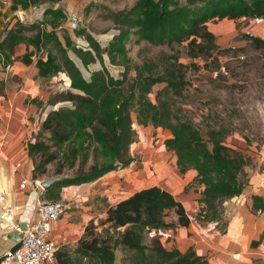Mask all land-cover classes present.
I'll use <instances>...</instances> for the list:
<instances>
[{
    "label": "trees",
    "instance_id": "obj_1",
    "mask_svg": "<svg viewBox=\"0 0 264 264\" xmlns=\"http://www.w3.org/2000/svg\"><path fill=\"white\" fill-rule=\"evenodd\" d=\"M42 2L12 0L8 10L28 9ZM255 16H264V0H136L130 8L107 9L106 17L114 21L118 32L106 45L85 24L74 29L75 35L84 37V41H75L66 32L64 44L55 28L66 18L61 8L47 6L41 20L26 23L19 19L11 27L0 9L3 61L6 64L14 60L26 64L35 61L41 78L65 73L68 80L69 88L49 99L52 108L27 142L34 164L33 178L61 176L43 189L41 196L61 199L64 186L93 181L108 171L130 165L134 160L130 146L136 140L133 116L136 113L139 123L172 131L165 143L175 151L180 172L197 170L195 181L204 185L200 197L204 204L197 218L206 221L221 216L224 202L242 194L249 183L245 171L249 157L225 142L222 129L210 128L207 139L191 118L178 114L175 99L184 94L189 79L188 65L177 52L162 55L161 70H157L159 63L155 61L148 62V66L144 63L146 69L135 65L137 74L133 76L129 73L131 58L127 45L131 33H135L136 41L149 39L161 44L186 41L190 57L210 56L218 44L208 21ZM46 23L52 28L46 27ZM246 36L255 46L264 47V37L248 33ZM20 44L26 48L23 53L16 52ZM43 48L48 50L46 57L39 54ZM70 50L86 68L97 61L100 66L88 68L90 76H85ZM109 63L123 65V70L115 75ZM162 82L165 85L157 91L155 102L148 93ZM4 84V79H0V92L4 91ZM51 162L55 167L52 173ZM254 199L257 206H264V196L255 195ZM172 210L177 220L168 221L166 216ZM190 222L185 205L170 190L157 184L143 187L109 206L105 218L99 222L103 225L101 231L94 218L90 220L77 240L78 258L68 246L59 247L57 263L79 264L84 257L92 264H115L120 249L121 264H208L209 257L193 246L186 251L166 247L158 232L151 243L143 240L145 230L188 226ZM263 239L264 230L259 238L253 239L252 245ZM17 246L18 243L13 247ZM1 260L2 257L0 263Z\"/></svg>",
    "mask_w": 264,
    "mask_h": 264
},
{
    "label": "crops",
    "instance_id": "obj_2",
    "mask_svg": "<svg viewBox=\"0 0 264 264\" xmlns=\"http://www.w3.org/2000/svg\"><path fill=\"white\" fill-rule=\"evenodd\" d=\"M2 1L4 4H0V9L6 21L7 11H15L8 10L12 0ZM92 1L96 0H44L38 5H32L28 9H19L17 12L20 15V10H26L31 16L36 13V17H38L36 21H38L44 17V9L47 6L61 8L65 12L66 18L55 28L65 44L64 35L66 32L70 33L75 41H84L75 35V28H72L71 22L73 20L78 23L81 21L83 25ZM222 19L225 20V27L221 24V27L217 25L212 28L211 21L207 22L209 28L217 36L220 31L231 30L230 33H232L234 30L235 18L224 17ZM243 19L247 21V30H251L254 19L250 17L241 20ZM46 24V27L52 28L49 23ZM12 25L13 22L9 23L8 27ZM88 29L91 31L90 28ZM223 38H228V35L225 34ZM22 45L16 47L17 53H20L19 49ZM34 65V62L26 64L20 60H14L11 71L15 75L14 79L6 77L4 91L0 92V191H4L16 203V215L14 216L16 221H26L37 216L35 195L31 187L22 188L20 182L24 176L33 178L34 164L28 153L27 142L36 131V123L42 121L50 110L51 105L47 101L53 92L29 96L32 93L28 90L29 87L32 86L40 92L38 85L42 81L39 76L37 77L38 69ZM30 66L34 73L27 72ZM15 78L21 79L18 85L23 83L22 86L13 87ZM45 96L47 97L45 98ZM43 103L46 106L44 111L40 107V104ZM165 139L164 145L155 149L158 154L156 162L151 159L155 153H145L143 162L146 168L144 170L137 169L134 167V162H131L128 167L108 171L93 181L64 186L60 191V198L70 202L71 209H68L66 214L53 222L51 239L56 246L59 248L66 245L71 251V247L83 235L91 219L104 215L110 205L131 195L135 190L157 184L170 190L181 200L191 218L188 226H176L158 231L166 247H178L182 251H186L190 246H193L198 253L209 257L208 264H253L254 258L264 256V239L260 244L252 245L253 239L259 238L264 230V206H257L254 199L255 195L264 196V166L261 168L262 170L254 167L252 171L249 163L245 166L249 183L242 194L226 200L229 204V208H227L229 221L226 231L222 233L218 228L210 229V220H206V226L197 225L199 223L194 221L196 209L200 210L204 203L200 200L201 195L197 202L195 197H184L186 193L184 194L183 191L190 180L195 177L197 170L191 168L186 173L180 172L177 155L174 150L167 148ZM164 151L166 152L164 153ZM151 163L158 165H155L156 168L153 165L152 171L149 170ZM154 171L157 172V175ZM41 193H43V189ZM42 198L46 199L45 196ZM79 199L83 204L80 207L74 206L73 200ZM251 207L257 211H252ZM232 209L235 212L231 215L230 210ZM174 219H176L175 216ZM12 231L13 229L0 218V257L17 244V241L9 236Z\"/></svg>",
    "mask_w": 264,
    "mask_h": 264
},
{
    "label": "rangeland",
    "instance_id": "obj_3",
    "mask_svg": "<svg viewBox=\"0 0 264 264\" xmlns=\"http://www.w3.org/2000/svg\"><path fill=\"white\" fill-rule=\"evenodd\" d=\"M135 2L136 0L92 1L89 10L86 13L87 16L85 17L84 24L91 29L103 45H106L111 36L118 32V28L114 21L111 18L106 17L107 9L120 10L123 8H130ZM2 3L3 1H0V4ZM242 18L235 21L232 33H230L231 30L225 32L220 31V39H218L219 36L216 35L215 41L218 44V47L212 51L210 56L190 57L186 41L183 43L174 42L173 44L155 43L149 39L136 41L135 39L138 36L135 33H131V40L128 42L127 47L128 55L131 58V69L129 70V73L133 76L137 74L135 65H142V67L146 69L145 66H148V62L155 61L159 63L157 70H161L163 67V64L160 62L162 60V55L164 53L177 52L180 55L181 60L188 65L187 75L189 79L184 94L175 99L178 114L182 118L184 116L191 118L207 139H209L210 128L216 127L222 129L225 134V142L247 154L249 157L248 165L251 166L250 168L252 171L254 167L261 169L264 166V47L255 46L250 40H248V37L246 36L248 33L246 31L247 21L244 19L241 20ZM5 19H7L6 21L8 23L13 22V24L19 19L22 20L17 11H7ZM210 21L212 28L217 25H220L221 27V24L224 27L226 25L225 20L223 19ZM251 30L254 32V35L264 37L263 23H252ZM225 34L228 35V38H223ZM82 39L85 40L84 37L80 38V40ZM25 49V46L22 45L19 52L23 53ZM47 51V48H43L39 54H43V56L46 57ZM70 54L81 66L87 77L90 76V70L100 66L98 61L90 63L88 67L89 70L77 55L72 51ZM36 59L37 54H34V60ZM33 62L35 63V61ZM144 63H146L145 66ZM109 64L114 65H109V67L115 75H118L119 71H121V69L123 70L124 67L123 65L115 66V64ZM12 68L7 69V64L5 65V61L3 62V58L0 56V78H3L4 80L6 77L14 79L15 75L11 73ZM27 72L34 73L32 66L28 67ZM65 75V73H62L58 74L56 78L55 76L41 78L37 74V77L39 76L42 80L38 85V87H40V92L36 91V88L30 86L28 90L32 93H30L31 95L29 96H38L40 93L45 94L53 91L50 94V99L53 95H57L59 91L68 89V80ZM20 82L21 79L19 80L15 78L13 87H18L19 85L22 86L23 83L18 85ZM164 85V82L155 84L152 91L148 93L149 98L156 102V93L159 89H162ZM47 96H45V98ZM49 99L47 102H49ZM44 104L45 103L40 104L42 111H44L46 107ZM51 108L52 105L50 109ZM133 116L135 119L134 127L136 128L137 134L136 140L130 146V152L134 155V160L132 162H134V167L144 170L146 168V165L143 162V160H145V153H155L154 157L152 156L151 159H153V162H156L155 160L157 159L158 154L155 152V149H159V146L164 145V139L168 135L171 136L172 131L162 126L156 127L152 124L143 125L138 122L136 113H133ZM36 120L38 121V119ZM40 125L41 121L38 122V124L36 123V131L39 130ZM165 152L166 151H164V153ZM153 165L155 166L157 164L151 163L150 171L154 169ZM49 167L51 173L54 172V163L51 162ZM154 172L157 175V172ZM203 188L204 185L195 181V177H193L183 191L184 194L186 193V196L184 197H195V200L198 202L197 199L200 197ZM223 208V216L219 215L217 216L218 218L210 220V229L218 228L222 233L226 231L229 221V214H227L229 204H227L226 201L224 202ZM251 210L257 211L252 207ZM197 211H199V209H196L194 213V221L199 223L197 225L206 226L205 224H207V221L200 220L196 217ZM234 212V209L230 210L231 215ZM105 216L106 213L94 218L95 223L99 224L100 220L105 218ZM174 216L176 219H174ZM166 219L175 221L177 220V215L172 210L166 216ZM102 229L103 225L99 224L98 230L101 231ZM158 231L145 230L142 233L144 242L147 244L151 243L152 236ZM159 235L161 236V234ZM77 242L71 247L72 255L76 258H78L77 252L75 251ZM117 252L120 258L122 252L120 249ZM54 263L57 264V260L54 261L53 264ZM252 263L264 264V256L254 258ZM79 264H92V261L83 257L81 261H79Z\"/></svg>",
    "mask_w": 264,
    "mask_h": 264
},
{
    "label": "built area",
    "instance_id": "obj_4",
    "mask_svg": "<svg viewBox=\"0 0 264 264\" xmlns=\"http://www.w3.org/2000/svg\"><path fill=\"white\" fill-rule=\"evenodd\" d=\"M245 18V17H244ZM254 22L264 24V16L252 17ZM72 28H77L76 20L71 22ZM253 35L251 30H246ZM12 64H7L11 69ZM39 178H28L24 176L20 182L22 188H30L35 195V208L37 216L26 221H16V203L4 192L0 191V218L13 230L22 232V238L17 241L18 246L8 249L3 255L1 264H42L53 263L57 260L58 247L51 239L53 222L67 213L70 202L64 199L46 200L41 196V185ZM82 200H73V205L80 207Z\"/></svg>",
    "mask_w": 264,
    "mask_h": 264
},
{
    "label": "water",
    "instance_id": "obj_5",
    "mask_svg": "<svg viewBox=\"0 0 264 264\" xmlns=\"http://www.w3.org/2000/svg\"><path fill=\"white\" fill-rule=\"evenodd\" d=\"M20 16H21V19L26 22V23H32V22H35L38 17L37 14L35 13L34 16H31L27 13L26 10H20ZM79 25H82V22L80 21L79 22ZM61 176L60 175H53V176H50V177H47V178H44L41 180V185L43 186V188H47L50 184H52L54 181H56L57 179H59ZM124 226L121 227V229H123ZM9 236L13 239H15L16 241H20L21 238H22V232L19 231V230H13ZM115 264H121L120 262V258L119 256L116 257V260H115Z\"/></svg>",
    "mask_w": 264,
    "mask_h": 264
}]
</instances>
